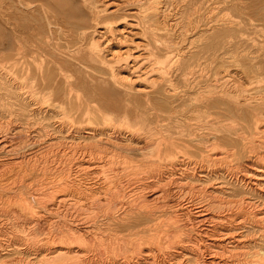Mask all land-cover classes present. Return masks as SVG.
I'll return each mask as SVG.
<instances>
[{
  "label": "bare ground",
  "instance_id": "bare-ground-1",
  "mask_svg": "<svg viewBox=\"0 0 264 264\" xmlns=\"http://www.w3.org/2000/svg\"><path fill=\"white\" fill-rule=\"evenodd\" d=\"M0 264H264V0H0Z\"/></svg>",
  "mask_w": 264,
  "mask_h": 264
}]
</instances>
